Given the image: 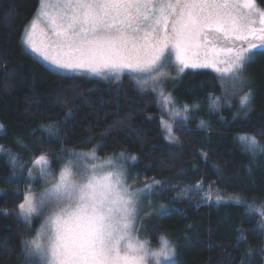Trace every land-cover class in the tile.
<instances>
[{"label": "trees", "instance_id": "16d2710c", "mask_svg": "<svg viewBox=\"0 0 264 264\" xmlns=\"http://www.w3.org/2000/svg\"><path fill=\"white\" fill-rule=\"evenodd\" d=\"M257 2L264 8V0ZM38 8L39 0H0V146L23 157L26 168L44 153L54 171L66 155L62 148H96L102 159L119 152L135 156L134 164L118 161L131 184L155 180L169 185L162 192L159 185L153 190L157 212L163 205L167 215L155 216L146 226L151 243L167 235L178 247L177 264H264V217L247 208L253 203L264 207V154L251 156L237 139L247 133L264 143V49L252 53L248 66L254 107L247 116L240 107L243 92L228 93L215 71L202 69L168 83L177 107L199 105L188 121H173L154 92L127 77L67 75L35 58L23 36ZM223 93L236 98L227 103ZM210 96L220 98L218 110H210ZM162 121L172 123L175 142L166 139ZM50 123L58 137L44 130ZM27 175L0 152V264H40L38 257L25 256L22 243L28 226L18 204L29 185ZM220 192L246 203H217L213 196ZM36 220L32 218L31 230L38 226Z\"/></svg>", "mask_w": 264, "mask_h": 264}, {"label": "snow or ice", "instance_id": "6c2138e0", "mask_svg": "<svg viewBox=\"0 0 264 264\" xmlns=\"http://www.w3.org/2000/svg\"><path fill=\"white\" fill-rule=\"evenodd\" d=\"M23 43L60 70L117 79L127 70L135 74L138 86L157 82L153 90L165 105L172 106V120L181 117L186 122L199 105L177 107L161 79L174 55L178 73L188 68H212L227 81L233 94L242 91L240 107L247 116L254 107V94L248 88L246 65L254 49H264V8L257 0H39ZM245 88L248 90L243 91ZM219 106L220 98L210 96V110ZM200 124L205 126L203 120ZM162 126L166 139L175 142L172 123L162 121ZM44 130L49 137H58L55 123ZM237 139L251 156L264 154V143L255 135L241 134ZM61 151L66 155L59 158V174L53 176L52 186L39 198L27 191L18 204L20 217L29 225L34 215L45 210L49 213L47 245L24 239L26 257H39L43 264H150L153 259L155 264H177V250L167 238L162 236L159 249H152L147 239L134 242L132 237L138 225L139 197L151 195L157 185L161 192L169 185L153 180L133 189L118 161L134 164L136 157L123 152L105 158L110 166L105 170L96 164L87 166L97 159L96 148ZM0 152L9 156L14 167L28 172L26 182L31 185L33 168L25 167L23 157L3 146ZM32 165L38 166L42 177L53 175L52 162L44 153L34 156ZM230 199L246 203L238 197ZM215 200L220 203L223 197L217 195ZM160 208L158 219L167 215L164 206ZM247 208L264 217V207L253 203ZM239 238L244 239L243 234Z\"/></svg>", "mask_w": 264, "mask_h": 264}, {"label": "rangeland", "instance_id": "374dc122", "mask_svg": "<svg viewBox=\"0 0 264 264\" xmlns=\"http://www.w3.org/2000/svg\"><path fill=\"white\" fill-rule=\"evenodd\" d=\"M257 4L260 6V4L258 2H257ZM30 22L27 24L26 27L29 26ZM36 39L39 42V40H40L39 33H37ZM26 48L39 61H41L42 63H44L49 68H51V69H53L55 71H58L60 73L67 74V75H81V76L83 75V76H85L87 78H95V79H103V80H117V81H120L124 77H127L128 80L132 81L135 85H137V83L135 82V80L133 78L135 74L130 73L127 70H125V72L118 79L115 78V77H112V76H109L108 78H104V77H101V76H95V75H93L91 73H88V72H68L66 70L57 69L55 67V65H52L49 61L44 60L43 57L40 56L38 53L33 52L27 46H26ZM255 50L256 49H254L253 52H255ZM250 55H252V54H250ZM249 64L250 63H248L246 65V73H245V75H246V78L247 79H248L247 73H248V66H249ZM221 67H223V65H221ZM177 68H178V64L175 62V57L173 55V57H172V64L167 69L166 76L163 77V78H161L163 80V89H164V91L166 93L167 92H171L169 90V84L170 85H173L174 83H176L177 81H179V79L182 78V76H184L185 73L188 72V71H198V70H202V69H210V70H213L214 71V69H212V68H197V69L188 68V69H185V71L183 73H178L177 72ZM173 77H177V78L175 80H173ZM219 82L222 83V86H226L227 87L228 93L230 92V93L233 94V92L229 88V85H228V83H227L226 80L220 79ZM156 83L157 82L149 81L148 84L140 85L139 87H141L143 89H148V90H151L152 92H154V94L158 97V100L161 102L160 104H161L162 112L165 115L167 113H169V115H170V112L172 111V106L171 105H165L163 98L159 96V94H158L157 91H154L153 90V88L156 86ZM223 94L225 96L224 98L227 100V103H228V101L230 99L236 98L232 94H230V96H226L225 93H223ZM176 118H181V117H176ZM92 164H96L98 166H102L105 170H109V168H110V166L108 164V161L106 159H102V158H99V157H97V159L94 160V161H92L91 163H88L87 166L88 167H91ZM30 168H33L34 179L32 180L31 185H28V188L26 189V192L30 190L32 193H34V195L37 198H39L41 196V194L44 192L45 188L51 187L52 184L55 182L54 179H53V176H58L59 170L58 171H54L53 170V175L52 176H48V177L45 178V177H42V176L39 175L38 166L37 167H33L32 163H31V167ZM80 171L83 172L84 169L81 168ZM124 171H125V179L127 180V182L131 185V187L133 189L141 187V186H137V185L131 184V182L128 179L127 171L125 169H124ZM27 177H28V175H27ZM36 183L39 184V187L38 188L34 186ZM217 195H220V196L223 197V200L221 202H227L229 200H233V199H230V197H236V196H232V195H224L222 192H220L218 194H215V196H213L214 199H215V197ZM153 209H155V210H153ZM158 214H159V212H157L156 206L154 204L153 191H152L151 195H141L139 197V204H138V216H137L138 225L134 228V230L132 232V237H133V241L134 242L137 239H139V240L147 239L150 242V244H149V247L150 248H152V249H159V247L161 246V240H160V238L162 236L159 237L158 242L156 244L151 243V241L148 239V237L145 236V228H146V226L148 225V223L150 222V220L152 218H154L155 216H157ZM48 215H49L48 211L45 210V211H43V212H41V213L33 216V220H34V218L35 219L37 218L36 221L38 222V226L34 230H31L30 225L27 224V226H28L27 227L28 239L29 240L35 239L36 242L38 244H40L42 247L43 246H46L47 243H48V228H47V225H46V217ZM42 225L45 226L44 229L42 231H39L38 232V230L41 229V226ZM163 237L167 238L175 246V248L177 250V253H178V247H177V245L167 235H163ZM38 259L40 261L39 263L40 264H43V262L40 260L39 257H38ZM150 264H155L154 259L152 261H150Z\"/></svg>", "mask_w": 264, "mask_h": 264}]
</instances>
